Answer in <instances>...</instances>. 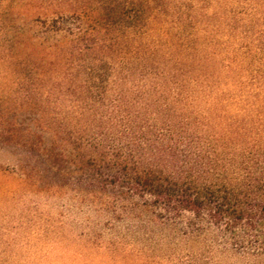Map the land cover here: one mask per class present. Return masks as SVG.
Listing matches in <instances>:
<instances>
[{"label": "trees", "instance_id": "trees-1", "mask_svg": "<svg viewBox=\"0 0 264 264\" xmlns=\"http://www.w3.org/2000/svg\"><path fill=\"white\" fill-rule=\"evenodd\" d=\"M49 3L13 55L31 125L0 129L23 187L125 219L89 233L118 253L264 264V0Z\"/></svg>", "mask_w": 264, "mask_h": 264}, {"label": "rangeland", "instance_id": "rangeland-1", "mask_svg": "<svg viewBox=\"0 0 264 264\" xmlns=\"http://www.w3.org/2000/svg\"><path fill=\"white\" fill-rule=\"evenodd\" d=\"M70 12L68 6L51 5L49 0H0V129L8 131L16 125L26 131L33 115L23 103L29 85L13 75V55L25 52L19 31ZM6 133L0 136V264L182 263L188 253L185 248L176 256L168 242L156 246L143 236L129 238L126 254L110 245L109 232L104 233L102 244H93L89 233L94 228L123 229L128 222L80 205L73 195L23 187L7 152L14 148ZM134 249L142 253H133Z\"/></svg>", "mask_w": 264, "mask_h": 264}]
</instances>
